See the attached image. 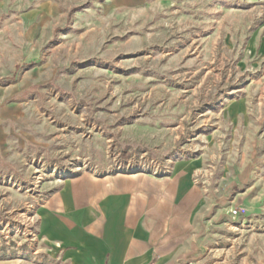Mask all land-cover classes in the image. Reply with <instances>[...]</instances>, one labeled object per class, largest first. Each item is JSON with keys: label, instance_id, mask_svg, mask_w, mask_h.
<instances>
[{"label": "rangeland", "instance_id": "rangeland-1", "mask_svg": "<svg viewBox=\"0 0 264 264\" xmlns=\"http://www.w3.org/2000/svg\"><path fill=\"white\" fill-rule=\"evenodd\" d=\"M41 1L52 14L24 20ZM188 158L217 204L185 264H264V0L7 4L0 264H70L36 216L63 181Z\"/></svg>", "mask_w": 264, "mask_h": 264}, {"label": "crops", "instance_id": "crops-1", "mask_svg": "<svg viewBox=\"0 0 264 264\" xmlns=\"http://www.w3.org/2000/svg\"><path fill=\"white\" fill-rule=\"evenodd\" d=\"M11 2L0 0V15ZM52 12V2L41 1L23 18L42 22ZM199 170L198 159L188 158L164 176L65 180L37 211L38 236L70 264H185L217 204Z\"/></svg>", "mask_w": 264, "mask_h": 264}, {"label": "bare ground", "instance_id": "bare-ground-1", "mask_svg": "<svg viewBox=\"0 0 264 264\" xmlns=\"http://www.w3.org/2000/svg\"><path fill=\"white\" fill-rule=\"evenodd\" d=\"M57 175H58V177H59L60 175H67V172H66V173H62V174H60V175H59V173H57Z\"/></svg>", "mask_w": 264, "mask_h": 264}]
</instances>
